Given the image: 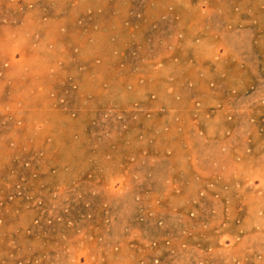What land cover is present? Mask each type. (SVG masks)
Returning a JSON list of instances; mask_svg holds the SVG:
<instances>
[{
    "label": "rangeland",
    "instance_id": "rangeland-1",
    "mask_svg": "<svg viewBox=\"0 0 264 264\" xmlns=\"http://www.w3.org/2000/svg\"><path fill=\"white\" fill-rule=\"evenodd\" d=\"M0 264H264V0H0Z\"/></svg>",
    "mask_w": 264,
    "mask_h": 264
}]
</instances>
